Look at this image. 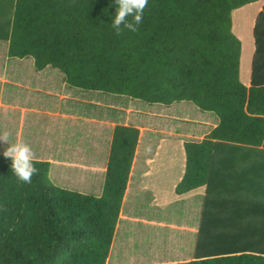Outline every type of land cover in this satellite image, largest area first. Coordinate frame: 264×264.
<instances>
[{"label": "trees", "instance_id": "1", "mask_svg": "<svg viewBox=\"0 0 264 264\" xmlns=\"http://www.w3.org/2000/svg\"><path fill=\"white\" fill-rule=\"evenodd\" d=\"M253 1L148 0L138 30L117 35L115 0H0L8 57L57 69L70 87L167 106L184 100L216 116L201 139L184 141L175 187L179 195L204 188L192 255L148 264H264V0L248 85L231 19ZM140 132L114 125L99 195L54 184L44 159H35L31 183L19 181L0 153V264H107ZM177 242L166 237L161 253L136 263L180 253Z\"/></svg>", "mask_w": 264, "mask_h": 264}, {"label": "rangeland", "instance_id": "2", "mask_svg": "<svg viewBox=\"0 0 264 264\" xmlns=\"http://www.w3.org/2000/svg\"><path fill=\"white\" fill-rule=\"evenodd\" d=\"M232 19V17H231ZM250 17L247 19L241 15L236 14L234 16L232 25L233 28L236 29L237 39L240 42V58H239V78L241 81L249 80V65L251 54L253 50V41L251 34H246L244 31L250 27L251 24ZM7 42L0 41V68L2 65L8 64V68L10 67L14 74H12L11 78L13 82L15 80L19 81L20 84L16 83H1L0 82V98L2 100L16 101L21 104H25L27 106L37 105L39 107H46L50 110L52 108L63 109L65 107L68 108L69 111L75 112L79 111L81 114L90 115V114H106L109 121L113 120L116 123L123 124L124 122H130L132 120L139 126H142L143 135L140 147L146 145V139H149L152 142V146L148 147L147 152L149 154H154L156 149L158 153L165 154L168 148H174V140L178 139L175 135H168V133H158V129L168 130L169 128L176 129L178 131L192 128L199 124L204 125L203 121L206 116H210L213 119H217L214 113L209 111H201L194 104L189 101H180L171 104L170 106L164 105L162 103H147L140 99H132L125 95H117L113 93H102L100 91H86L80 88L70 87L68 86L63 79L61 78L62 74L59 70L47 67L42 72H36L33 69L32 58H16L10 57L9 62H6L8 56L6 54ZM15 68V70H14ZM33 73V74H32ZM34 73H37L36 77L32 76ZM28 81L29 84H34L35 81L40 82V90L38 92H33L29 89H24L21 84L26 83ZM54 89L56 90L54 92ZM52 91V94H48V91ZM60 96H67L74 98L73 99H63ZM96 103V105L94 104ZM53 104V105H52ZM183 110H186L188 118L190 121L185 125H182L180 121L174 118V114H184ZM14 114L18 115V110H13ZM129 111V112H128ZM45 115V114H42ZM33 114L29 113L26 115V124L22 130V139L27 142L33 149L36 159H45V156H53L62 158L63 154L67 152V148L70 145L69 142L73 141L83 143L84 138H86L88 133V128H91V125L81 120L76 119L72 120H64L61 117H49L44 116L43 119L40 118V122L43 125V128L36 123L33 126L31 119L33 118ZM38 119V118H37ZM1 115H0V123H1ZM16 119L13 121L14 129H11L10 133V143L15 142L14 133L16 131ZM193 121V122H192ZM38 122V120H36ZM150 128L151 130L154 128L155 130L147 131ZM173 131V130H172ZM44 134V142L47 140V144H44L42 148V141L39 138L40 133ZM112 131H109V140L107 144V153L108 147L111 139ZM197 139V138H196ZM164 140L163 142H161ZM190 140V139H189ZM8 147L7 144L0 142V152ZM41 149V150H40ZM43 149L45 151H43ZM52 158V157H51ZM55 165L52 163L51 166V174L50 179L54 184L59 183L53 179V173L55 170ZM171 167V166H169ZM172 168V167H171ZM162 169V166L160 167ZM174 169V168H172ZM162 172V171H161ZM78 170L73 168L66 167L64 172L62 173V181L68 182L71 180H75L78 176ZM69 175V176H67ZM67 176V178H66ZM159 176V175H158ZM135 179V176H132V180ZM148 181V177L144 178V183ZM150 182V177H149ZM61 185V184H60ZM61 187L71 189L62 185ZM165 188V192L163 194H158L155 196L160 200L159 203L164 204L159 205L157 210H154V206H151L150 196L154 195L151 190L149 192H142L141 196L137 197L131 191L128 193L126 198V203L124 204L123 210L124 212L130 211L133 215L138 217H150L154 214L158 216H162L165 214L164 218L166 220H174L177 223H180L179 216L174 213V197L175 191L171 188ZM74 190V189H73ZM75 190H84V189H75ZM96 195L94 193H87ZM134 195V196H133ZM136 198V203H135ZM198 198V197H197ZM163 206V207H162ZM183 212V211H181ZM180 212V213H181ZM137 229H141L137 231ZM149 229V230H147ZM149 231V232H148ZM152 232V233H151ZM163 233V237H156V233L150 231V227L142 226L141 223H134L132 226H127L121 224L116 236L114 237L109 259L107 264H137L139 256L151 257V254L156 252L161 253L162 247H164V243H166V233L167 231L161 230ZM183 233V232H182ZM180 233L181 235H183ZM175 235V234H174ZM155 236V237H154ZM128 237H135L137 241L126 240ZM185 239V237H183ZM151 239H157L154 241H150ZM140 240V243H138ZM168 243V242H167ZM180 243L177 242L178 246L172 247L173 249L180 250ZM152 244H155V247L152 248ZM170 246L169 244H167ZM173 249H167L166 251H173ZM131 258L132 262L128 260ZM114 262H111V261Z\"/></svg>", "mask_w": 264, "mask_h": 264}, {"label": "crops", "instance_id": "3", "mask_svg": "<svg viewBox=\"0 0 264 264\" xmlns=\"http://www.w3.org/2000/svg\"><path fill=\"white\" fill-rule=\"evenodd\" d=\"M263 5V0H255L249 4H246L242 7H239L235 10H233L231 17L232 22L234 19V16L238 13L239 15L246 17L247 19H252L250 27L244 31L246 34H251V30L254 23V18L256 14L261 10ZM234 24L232 25V32L235 36H237L236 29L233 28ZM10 57H8L6 62H9ZM22 59V58H19ZM33 65V61H32ZM47 68V67H46ZM34 69V68H33ZM45 69V68H44ZM43 69V70H44ZM15 70V68H14ZM36 71V70H35ZM37 72V71H36ZM42 72V70L38 71ZM37 72V73H38ZM15 71H13L10 67L8 68V64H4L0 68V82L5 83H18L19 81L15 80L13 82V79L11 78L12 74H14ZM37 73H34V77ZM33 74V73H32ZM39 77V76H38ZM40 78V77H39ZM244 84L248 85L249 80L246 82L245 80L242 81ZM24 89L32 90L33 92H38L40 90V82L35 81L34 84H29L28 81L26 83L21 84ZM48 91V90H47ZM56 90L54 89V92ZM48 94H52V91H48ZM63 99H70L71 97L67 96H60ZM75 100L74 98H71ZM96 105V103H94ZM53 105V104H52ZM18 110V115L16 116L13 112V110ZM129 112V111H128ZM187 111L183 110L184 114H174V118L180 121L182 125H185L187 122L190 121V118L187 116ZM29 113L33 114V118L31 119L33 126L39 124L43 128V125L41 124L40 118L43 119L44 116L49 117H61L62 119L66 120H72L74 121L81 120L82 123L86 122L91 125V128H88V133L86 138H84V142L81 144L79 142H69V146L67 148V152L63 154L62 158L53 157V156H45L44 160L50 161V174H51V166L52 163L55 165V170L53 173V179L56 181V183H59V186H66L71 189H84V190H76L82 193H94L96 195H99L101 193L103 178H104V172L106 168V162H107V144L109 140V131H112L114 125L116 124L115 121L111 120L109 121L106 114H90V115H84L81 114L79 111L76 110L75 112L69 111L67 107L52 110L46 108V107H39L37 105L27 106L25 104L18 103L16 101H9V100H2L0 98V115H1V123H0V130H7L11 131V129H14L13 121L16 119V131L14 133V137L17 139H22V130L24 125L26 124V115H29ZM45 114V115H42ZM38 118V119H37ZM204 118V125L202 126L200 121L198 122V125L183 130H176L169 128L168 130H162L160 131L158 129V132L162 133H168V135H175L178 137V139L174 140V148H168L165 154H159L158 150L154 151V154H149L147 152L148 147L152 146V142L147 137L146 139V145L143 147H140L141 141H142V135H143V127L139 126L132 120L130 122H124L123 124H130L138 126L141 130L140 132V138H139V144L136 150L134 162L132 165V170L130 174L129 183L127 186L126 195L131 191L134 195L137 197L141 196L142 192H149V190L154 193V195L150 196V203L151 206H154V210H157L159 208V205H163L162 203H159L160 200L158 199L156 195L163 194L165 192V188H172L175 191V187L179 180L182 177L183 171H184V164H185V153H184V141L186 139H201L209 130L211 127H214L216 124V120L213 119L210 116L203 117ZM38 120V122H36ZM152 130H155L154 128ZM150 128L147 129V131H151ZM39 138L42 141V148L44 144H47V140L44 142V134L42 132L39 135ZM162 140L161 142H163ZM109 149V147H108ZM41 150V149H40ZM43 151H45L43 149ZM1 153V152H0ZM39 157V156H35ZM52 157V158H51ZM36 159V158H35ZM43 160V159H42ZM162 166V169L160 167ZM171 166V167H169ZM66 167H69L70 169L73 168L75 170H78V176L76 175L75 180H71L68 182L62 181V176L64 169ZM162 171V172H161ZM159 175V176H158ZM69 176V175H67ZM66 176V178H67ZM132 176H135V179L132 180ZM148 177V181L144 183V178ZM150 177V182H149ZM61 184V185H60ZM58 185V184H57ZM169 189V190H170ZM203 192L204 188L203 186H200L198 188L192 189L186 193H183L181 195L175 193L174 197V213L175 215H178L181 220L180 223L175 222L174 220H166L164 218L165 214L162 216H158L157 214H154L150 217V219L147 217H138L140 219H137L136 215H133L132 213H121L120 217L121 220L118 224V228L121 224L132 226L134 223H141L142 226L150 227V231H153L156 233V237H163V233H161V230L167 231L166 236L170 237L171 235L174 237H180V240L183 244L180 245V253L171 255L167 258H153L151 261H144L140 262V264H148V263H156V262H165V261H175L176 259H189L192 255V250L194 246V238L196 237L198 223L200 219V213H201V203L203 198ZM198 197V198H197ZM126 198V197H125ZM162 206V207H163ZM183 211V212H181ZM181 212V213H180ZM141 229H137L136 233L140 231ZM149 230V229H147ZM149 232V231H148ZM183 232V233H182ZM152 233V232H151ZM182 233L183 235H181ZM175 234V235H174ZM155 237V236H154ZM185 237V239L183 238ZM151 241V240H150ZM171 252V251H169Z\"/></svg>", "mask_w": 264, "mask_h": 264}, {"label": "clouds", "instance_id": "4", "mask_svg": "<svg viewBox=\"0 0 264 264\" xmlns=\"http://www.w3.org/2000/svg\"><path fill=\"white\" fill-rule=\"evenodd\" d=\"M115 3L117 10L112 21V27L115 29L116 34L120 35L123 29L136 32L138 25L142 23L148 0H115ZM129 17H131V20H129ZM10 136L9 131L0 130V142L8 145L3 151V156L11 160V170L19 181L31 183L32 177L39 172L34 166L35 153L32 147L23 139H17L15 142L10 143Z\"/></svg>", "mask_w": 264, "mask_h": 264}]
</instances>
